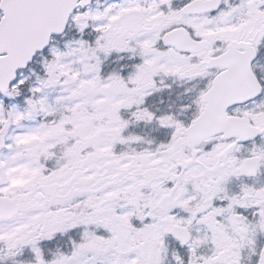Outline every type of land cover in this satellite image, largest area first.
<instances>
[{"label":"snow or ice","instance_id":"1","mask_svg":"<svg viewBox=\"0 0 264 264\" xmlns=\"http://www.w3.org/2000/svg\"><path fill=\"white\" fill-rule=\"evenodd\" d=\"M0 264H264V0H0Z\"/></svg>","mask_w":264,"mask_h":264}]
</instances>
